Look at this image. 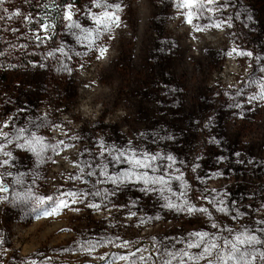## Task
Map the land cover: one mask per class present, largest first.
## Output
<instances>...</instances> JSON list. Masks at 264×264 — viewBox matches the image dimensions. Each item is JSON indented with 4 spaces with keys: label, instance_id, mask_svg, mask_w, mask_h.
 I'll use <instances>...</instances> for the list:
<instances>
[{
    "label": "rangeland",
    "instance_id": "obj_1",
    "mask_svg": "<svg viewBox=\"0 0 264 264\" xmlns=\"http://www.w3.org/2000/svg\"><path fill=\"white\" fill-rule=\"evenodd\" d=\"M88 3L84 0L76 6L83 10ZM122 3L121 25L104 41L108 49L104 58L97 59L98 53L92 51L64 60L70 73L59 70L57 61L44 58L62 41L78 52L87 50L67 36L63 26L58 33L54 28L37 33L30 29L39 26L25 27L23 16L6 18L16 10L33 17H44L45 11L51 15L55 11L51 0H6L0 6V11L8 10L0 21V50L4 51L0 56V122L13 117L22 126L43 117L62 127L42 128L39 135L53 144L64 141L59 155L40 166L30 153L11 148L16 168L0 171L15 173L19 168L29 173L28 183L38 195L91 190L90 185L69 179L79 175L75 165L97 155L101 140L118 146L131 141L136 147L163 150L184 161L178 167L198 206L212 209L199 197L202 192L214 195L215 190L225 194L227 205L246 213L233 222L212 209L222 224L239 230L241 225L264 220V100L248 99L259 95L258 81L264 79L259 71L264 67V0H230V6L215 13L223 19V27L202 31L194 25L210 21L186 23L175 0ZM206 15L215 19L212 13ZM81 22L87 26V21ZM12 28L19 31L13 33ZM36 34L52 35V39L35 47ZM21 44L28 47L20 48ZM234 48L252 56H229ZM238 91L242 94L237 95ZM164 136L173 139H160ZM195 165L199 167L193 172ZM136 187L130 185L112 198L117 206L136 201L131 211L137 215L131 219L128 207L97 212L82 203L62 209L59 215L37 218L24 205L0 200V264H106L100 256L126 254L127 250L109 245L87 254L78 242L120 237L134 242L133 251L148 249L138 253L148 256L154 243L165 237L201 228L212 231L203 215H177L161 208L154 194L146 196ZM157 214L158 220L146 219Z\"/></svg>",
    "mask_w": 264,
    "mask_h": 264
},
{
    "label": "snow or ice",
    "instance_id": "obj_2",
    "mask_svg": "<svg viewBox=\"0 0 264 264\" xmlns=\"http://www.w3.org/2000/svg\"><path fill=\"white\" fill-rule=\"evenodd\" d=\"M5 2L6 0H0V6ZM51 2L59 10L53 20L59 19L66 30L65 34L72 37L77 45L87 50L78 52L73 46L62 41L55 51H48L44 58L57 61L59 70L69 73L71 69L64 63V60H71L74 56H86L92 51L98 53L97 59L104 58L108 51L104 41L112 38L111 32L121 25V13L124 10L122 0H116L115 3L112 0H89L83 10L76 6L75 0H69L67 5L57 4L56 0H51ZM175 6L188 24H192L194 19L210 21L205 25H194L196 31H202L204 28L221 29L224 21L220 17H215V13L230 6V0H223L222 3L219 0H175ZM44 8H48L47 3L44 4ZM7 11V9L0 11V21L5 20L3 12ZM207 13H212L215 19L208 17ZM49 15L50 13L45 11L44 17H33L31 13L24 15L20 10H16L9 13L6 18L13 20L23 16L25 27L31 23L39 26L38 29H30V31L48 33L54 28V24L40 21ZM82 20L88 22L87 26L82 24ZM227 26L231 28L232 24L229 22ZM11 31L16 33L19 29L12 28ZM51 39L52 35L36 34L34 46L40 47ZM9 47H16V45H9ZM19 47L26 48L28 45L21 44ZM232 53L252 56L250 52L238 51L235 48L228 55L231 56ZM3 55L4 51L0 50V56ZM257 59L260 58L257 57ZM259 71L264 73V67H261ZM258 82L260 84L259 95L248 97L249 101L264 100V79ZM252 83H257V81H252ZM240 94L242 93L238 91L237 95ZM53 127L62 126L51 125L43 117L30 119L22 126H17L13 117L0 122V169L16 168L17 157L13 155L11 148L30 153L35 158L37 166L49 161L52 155H59L60 146L64 145V141L53 144L46 137L39 135L40 129ZM71 139L75 140L78 137H71ZM160 139L172 140L173 137L164 136ZM98 147L99 153L91 160H83L75 165L80 170L79 175L69 177L73 181L79 180L83 184L90 185L91 190L77 188L66 191L57 190L56 193L48 196L38 195L28 183L29 173L17 168L15 173L0 171V193L5 194L0 196V200L24 205L31 212L36 213L37 218L59 215L62 209L82 203L97 212L102 209L111 211L112 207H128L127 218L131 219L137 215L136 212L131 211V208L136 207V201H132L130 205L117 206L112 204V198L119 195L123 189L133 185L137 186L138 192L146 196L154 194L159 206L163 209L188 217L203 215L212 231L201 228L179 237H165L154 243V251H151L148 256L138 255V253L148 252V249L136 248L133 251L134 242L122 241L120 237H99L80 241L78 243L83 252L91 254L97 248L109 245L127 250L126 254H113L111 257L100 256L99 259L105 260L106 264H118L119 261H123L124 264H149V262L151 264H264V220H255L252 224L241 225L239 230L233 229L228 224H222L213 214L212 209L230 217L233 222L242 219L246 213L227 205L223 199L225 194L216 193L215 190H213L214 195H205L202 192L199 197L201 201L211 205L212 209L195 204L189 194L191 185L185 180L183 171L178 167L184 161L178 160L175 155L163 150L152 152L147 148L136 147L131 141L127 145L118 146L109 145L101 140ZM86 152L92 155L90 150L86 149ZM197 167L199 165H195L192 171L195 172ZM116 169L119 170L116 171ZM86 177L94 179L90 180ZM34 182L33 177L32 183ZM102 185H111V187H100ZM74 210L79 211V209ZM233 212L235 215H232ZM160 218L157 214L155 217L146 219L158 220ZM31 264H35V261Z\"/></svg>",
    "mask_w": 264,
    "mask_h": 264
},
{
    "label": "trees",
    "instance_id": "obj_3",
    "mask_svg": "<svg viewBox=\"0 0 264 264\" xmlns=\"http://www.w3.org/2000/svg\"><path fill=\"white\" fill-rule=\"evenodd\" d=\"M84 0H75V4H79ZM69 0H57V4L60 5H67ZM221 2V0H219ZM58 9L55 8V11H52L51 15L47 18L48 23H53L54 24V30L58 33L62 27V23L59 21V19L53 20V17H56L58 14ZM235 201V200H234Z\"/></svg>",
    "mask_w": 264,
    "mask_h": 264
}]
</instances>
